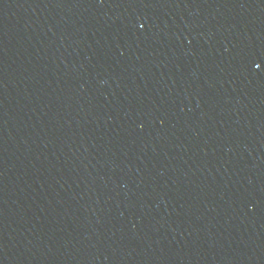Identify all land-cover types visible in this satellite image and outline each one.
I'll list each match as a JSON object with an SVG mask.
<instances>
[{"label": "water", "instance_id": "95a60500", "mask_svg": "<svg viewBox=\"0 0 264 264\" xmlns=\"http://www.w3.org/2000/svg\"><path fill=\"white\" fill-rule=\"evenodd\" d=\"M0 264H103L56 185L1 116Z\"/></svg>", "mask_w": 264, "mask_h": 264}]
</instances>
